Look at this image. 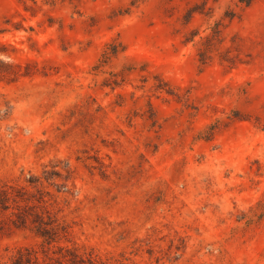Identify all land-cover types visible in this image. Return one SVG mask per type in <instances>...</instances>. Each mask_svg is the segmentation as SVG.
<instances>
[{
    "label": "rangeland",
    "instance_id": "374dc122",
    "mask_svg": "<svg viewBox=\"0 0 264 264\" xmlns=\"http://www.w3.org/2000/svg\"><path fill=\"white\" fill-rule=\"evenodd\" d=\"M1 190L0 264H264V0H0Z\"/></svg>",
    "mask_w": 264,
    "mask_h": 264
},
{
    "label": "trees",
    "instance_id": "16d2710c",
    "mask_svg": "<svg viewBox=\"0 0 264 264\" xmlns=\"http://www.w3.org/2000/svg\"><path fill=\"white\" fill-rule=\"evenodd\" d=\"M10 197V194L7 190H1L0 191V205H2V201L8 200ZM4 205V204H3ZM5 209V208H3ZM71 258H66L68 256H63L64 260L58 262V264H86V262L81 259L78 255L69 252ZM90 264H94L93 261L89 260Z\"/></svg>",
    "mask_w": 264,
    "mask_h": 264
}]
</instances>
